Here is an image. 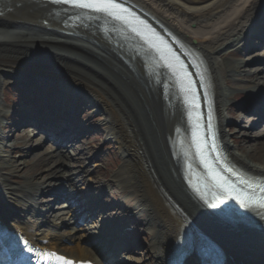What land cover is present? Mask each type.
<instances>
[{
	"label": "bare ground",
	"instance_id": "bare-ground-1",
	"mask_svg": "<svg viewBox=\"0 0 264 264\" xmlns=\"http://www.w3.org/2000/svg\"><path fill=\"white\" fill-rule=\"evenodd\" d=\"M127 1L141 9L143 16L157 27L168 28L199 54L211 81L223 147L242 171L264 176V153L259 162L251 161L256 147L245 142L234 145L229 139L232 135L224 129L228 100L222 71L239 73L244 61L219 56L229 48L248 50L252 40L264 42V0ZM59 8L42 1L0 0V84L6 80L24 81V90L36 85L38 90L52 87L54 92L43 111L54 120L38 121L35 112L17 113L21 121L31 123L28 126L32 132L41 131L42 138L48 137V132L60 142L73 139L67 134L65 121L74 126V104L75 108L79 104L101 112L99 126L123 156L121 167L108 181L117 198L108 207L94 202L89 207L87 200L96 201L98 194L87 196L85 203L73 196L72 192L79 191L85 198L82 193L90 185H86V166L75 164L64 169V158L76 157L75 163L83 160L80 148L74 155L60 146L43 154L25 149V155L13 164L1 154L0 146V225L7 227L0 229L10 236L20 233L40 256L62 255L74 261L128 264L130 258L139 262L128 254L139 248L130 241L127 230L134 226L148 232L143 247L152 264H165L172 251L183 247L191 251L189 264H200L209 254H214L216 260L221 258L223 264H264V213L248 211L250 216L245 217L229 212L232 219L240 222L219 219L186 189L181 167L173 160L169 146L176 129L185 127L183 113L174 96L163 94L160 83L155 84L152 77L146 76L147 62L137 56L128 42L104 37L94 21L84 20L86 25L68 27L64 23L67 13ZM191 24L194 29H190ZM257 55L264 57V45ZM101 63L110 73L101 68ZM251 77L264 83V71ZM23 105L21 110H26L29 102ZM254 106L252 110H257ZM68 111L72 116L66 115ZM7 115L0 102V118ZM4 138L0 133V145ZM31 161L43 164L45 169L26 171L23 182L17 185L8 182L18 167L24 168ZM43 171L45 174L37 179ZM53 179L66 184L71 192V201L60 215L38 202L41 190ZM57 190L59 184L52 192ZM35 205H39L38 210ZM82 216L85 220L78 224ZM70 221L76 226V233L59 230L60 225H71ZM94 236L97 239L90 238ZM103 236L108 239L99 238ZM28 247L25 241L16 245L19 253Z\"/></svg>",
	"mask_w": 264,
	"mask_h": 264
},
{
	"label": "rangeland",
	"instance_id": "rangeland-1",
	"mask_svg": "<svg viewBox=\"0 0 264 264\" xmlns=\"http://www.w3.org/2000/svg\"><path fill=\"white\" fill-rule=\"evenodd\" d=\"M194 27L193 24L190 25V29H194ZM260 49L261 48L259 47L248 48V50L243 51L240 50V48L238 49V47H234L222 51L219 55L222 59H228L235 62L244 61L242 64L243 67L241 68L242 70L239 73L222 71L224 76L223 88L228 100V108L226 110L228 121L224 126V129L232 135L229 139L234 145H237L238 142H245V144L254 145L256 147L255 158H250L253 162H259L258 159L263 158L261 154L264 153V133H262L264 131V117L258 115L257 110H251V108L248 107L247 108L253 111V113L242 111L237 104L247 99L251 101H260V97L264 94V83H262L261 80H255L254 77H251V75H256L257 77L264 71V57H259L257 55V52H259ZM102 67L108 69L105 64L101 63V68ZM108 72L110 73L109 69ZM118 80L122 82L123 86L127 88L129 87V85L126 86L125 82L120 78H118ZM8 82L9 80H6L0 84L1 106L8 112V115L5 118H0V133L5 136L3 143L0 146H2L1 154L6 156L11 163L16 164V161L25 155L23 151L25 149H29V152L32 154H43L51 152L54 150L55 146L51 142L41 141L43 139H41L37 132H32L29 126L23 125L15 127L13 125V123L20 119L17 113L21 111L22 100L17 92L11 89ZM51 91L52 90L49 91V94H51ZM134 101L137 102L136 99ZM76 105V123L78 126L90 128V130L89 133L86 132L85 135L80 136L78 140L70 141L65 147H62L65 151L68 150L70 154L73 153L72 155L76 154L77 148H80L84 152V156H82L84 158L81 162L75 163L73 159L76 157L71 160L64 158V169L69 170L72 167L71 165L75 164L84 167L86 166V168L89 169L88 174H85L87 181L86 185H89L90 183L88 188L91 189L93 195H97L98 191L101 190L100 185H105V183H107L105 181L111 180L113 172L121 167L123 156L118 149V145L114 141H109L108 135L102 131V128L99 126L103 114L98 112L97 109H93L89 106ZM29 107L30 106H27L26 109L34 111L33 108ZM35 108L36 110L39 109L38 106ZM12 113L15 114L12 116ZM138 113L140 116V111H138ZM26 160H29L28 156ZM31 163L34 162L31 161L30 165L25 166L24 168L18 167L17 172L9 177L8 182L17 185L18 183L23 182L24 173L26 171L32 173L34 171H42L45 169L43 164ZM26 167L31 168V170H27ZM44 174V171L41 172L37 179L42 178ZM58 184L57 180H49V183L44 186L45 189L41 190L42 194L38 197V202L42 203L43 206L48 204L49 207L51 206L54 208V211L60 215L65 212L66 202L62 201L50 204L53 197L47 194L48 191L54 189V186H58ZM59 186L65 187L66 191H69L66 184H59ZM75 193V195H79L80 192L77 191ZM116 198L117 193L111 190L104 195H99V198L95 203H98V205L103 207H108L114 200H116ZM90 202L93 201L88 200V203L91 205ZM110 212H112V210L109 211V213ZM65 220L66 218L62 221ZM57 224L59 223L57 222ZM69 224L71 225L65 227L60 225L59 230H70V233H76V226L72 224V221H70ZM143 231H140L135 237V241L139 243V248H137L132 254V257L138 259L137 261L139 262L134 263L128 258L126 261L128 264H152L150 255L143 247L148 241L149 235L146 234V230Z\"/></svg>",
	"mask_w": 264,
	"mask_h": 264
},
{
	"label": "snow or ice",
	"instance_id": "snow-or-ice-1",
	"mask_svg": "<svg viewBox=\"0 0 264 264\" xmlns=\"http://www.w3.org/2000/svg\"><path fill=\"white\" fill-rule=\"evenodd\" d=\"M78 6H80V7H91L92 5L80 3V4H78ZM115 7H119V5H116L114 2H109L107 4H102L100 7L97 8V11L108 10L109 8H115ZM69 264H72V262L69 261Z\"/></svg>",
	"mask_w": 264,
	"mask_h": 264
}]
</instances>
